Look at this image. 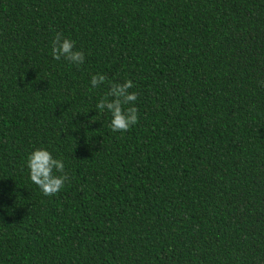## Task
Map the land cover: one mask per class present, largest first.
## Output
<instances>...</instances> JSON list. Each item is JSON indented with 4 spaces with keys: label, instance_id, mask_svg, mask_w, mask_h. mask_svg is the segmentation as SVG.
Masks as SVG:
<instances>
[{
    "label": "trees",
    "instance_id": "obj_1",
    "mask_svg": "<svg viewBox=\"0 0 264 264\" xmlns=\"http://www.w3.org/2000/svg\"><path fill=\"white\" fill-rule=\"evenodd\" d=\"M127 80L113 132L96 105ZM0 264H264V0H0Z\"/></svg>",
    "mask_w": 264,
    "mask_h": 264
},
{
    "label": "clouds",
    "instance_id": "obj_2",
    "mask_svg": "<svg viewBox=\"0 0 264 264\" xmlns=\"http://www.w3.org/2000/svg\"><path fill=\"white\" fill-rule=\"evenodd\" d=\"M52 56L56 60L63 57L76 66L85 61L83 51L75 50V41L64 37L62 33H56L52 41ZM106 80V76L95 74L91 76V85L96 88L104 84ZM132 87H134L132 80H127L122 84L110 82L108 93L96 105L100 113L107 110L111 114L109 127L113 132H127L138 123V108L134 106L138 94L128 91ZM126 105L133 106L125 108ZM27 167L30 170L31 181L40 188L45 196L56 195L69 180L63 161L53 158L52 154L45 149H36L30 153ZM54 170L62 175H54Z\"/></svg>",
    "mask_w": 264,
    "mask_h": 264
}]
</instances>
